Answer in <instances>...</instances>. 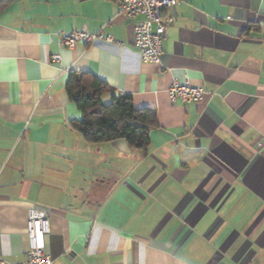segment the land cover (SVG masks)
<instances>
[{"label": "crops", "instance_id": "crops-1", "mask_svg": "<svg viewBox=\"0 0 264 264\" xmlns=\"http://www.w3.org/2000/svg\"><path fill=\"white\" fill-rule=\"evenodd\" d=\"M122 1L0 0V257L24 261L35 207L54 264H264V0L181 1L158 65ZM82 29L113 42L61 44ZM71 71L155 113L146 152L71 127ZM185 78L203 101L171 103Z\"/></svg>", "mask_w": 264, "mask_h": 264}, {"label": "built area", "instance_id": "built-area-1", "mask_svg": "<svg viewBox=\"0 0 264 264\" xmlns=\"http://www.w3.org/2000/svg\"><path fill=\"white\" fill-rule=\"evenodd\" d=\"M183 0H123L119 12L126 19L135 21L133 25L134 44L138 49L141 61L145 64L158 65L161 62L162 41L167 28L174 20L167 15ZM61 44L65 48H73L78 43L90 45L101 40L112 43L111 36L101 33H88L85 29L61 33ZM59 55L52 60L58 61ZM171 103L182 105L198 104L206 96L203 87L192 85L187 78L184 81H173L169 90ZM50 232L47 212L32 207L28 210L26 237L28 248L22 262L11 263L0 257V264H54L46 251L45 238Z\"/></svg>", "mask_w": 264, "mask_h": 264}, {"label": "trees", "instance_id": "trees-1", "mask_svg": "<svg viewBox=\"0 0 264 264\" xmlns=\"http://www.w3.org/2000/svg\"><path fill=\"white\" fill-rule=\"evenodd\" d=\"M110 86L87 72L71 71L66 84L68 99L82 113L71 127L92 144L124 140L135 151L146 152L150 130L158 126L151 109H135L131 96L113 95L107 104L102 96Z\"/></svg>", "mask_w": 264, "mask_h": 264}]
</instances>
